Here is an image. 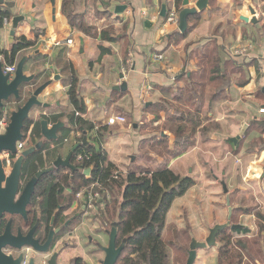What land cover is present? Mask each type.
I'll return each instance as SVG.
<instances>
[{
	"label": "crops",
	"instance_id": "1",
	"mask_svg": "<svg viewBox=\"0 0 264 264\" xmlns=\"http://www.w3.org/2000/svg\"><path fill=\"white\" fill-rule=\"evenodd\" d=\"M53 1H55L54 5ZM196 1L191 0L192 5ZM238 2L240 8H245L246 12L240 14L238 17L239 21H234L231 24L240 25L241 27L238 33L235 32L236 34L231 44L238 42H240V45L242 44V36L240 35L242 32L244 33V43L246 36L251 38L252 41L247 45L249 49L244 47L247 49V53L241 58L232 60L229 57L224 58L221 54L223 61H232L233 63L229 72L231 75L230 85L224 92L225 99L215 106L214 111H209L207 104L201 116L203 125L213 121L219 123L221 127L207 135L197 134L194 136L191 140V144H194L192 150L172 160L170 168H172L171 165L175 161L185 159L189 155L194 154L193 152L197 148L199 149V145L193 143L194 140L201 144V148L206 145L211 148L208 151L214 152L213 143L221 144L237 138L245 125L250 127L252 121L256 119L259 121L264 120L258 115L260 110L264 109V52L253 47V41L255 40H257L258 44H261L259 33L264 31V23L259 19V11L252 0H211L210 9L198 13L201 17L200 22H196L193 18L189 20L188 27L190 28L194 25L195 28L185 40L179 43L175 42L176 36L181 34L179 27L166 23L169 13L176 9L175 0H100L96 5L97 10L102 14L110 15L119 39L116 43L102 41L100 34L106 28L104 25L105 21L96 25L98 31L96 38L88 37L80 31L70 29L69 21L62 11V0H0L2 5L1 12L9 11L13 18L16 16L24 17V21L20 23L17 29L14 44L16 38L23 36L35 42L34 47L21 52L16 60V63H18L21 59L28 58L26 63L28 72L25 74L27 76L34 75L35 80L32 83H36L30 85V88L33 89L34 86L38 85L40 87L52 80L54 67L57 68L62 77L60 82H56L59 84L58 87L53 86V81L51 85L53 87L51 88L50 86L40 98L42 103L51 105L50 108L36 109L31 114L32 119L37 121L41 115L53 117L61 114L72 115L74 112L77 115L78 112H76V108L69 97L72 77L74 75L77 76L79 92L84 98L87 107V112L82 114V117L87 122L95 124V126L101 125L102 134L105 135L102 148L107 152L109 160L119 168L124 167L128 158L141 151L139 145L144 140H147L148 137L150 139L155 137V135L149 136L148 134L140 133L139 124L142 117L146 115V112H143L144 107L146 110L162 99V94L158 88H184L185 82L181 79V76L184 73L190 76L192 73L198 72V63L200 61L198 54L216 46L221 47L222 51L221 34H215L214 40L204 38L203 41L197 43L195 42L196 40H193V37L199 32V25H222L219 22L233 14L234 6ZM118 6H126L127 9L123 14L117 15L116 8ZM163 6H166L167 9L165 18L161 17ZM249 6L256 11V24L245 23L241 20V17L253 19ZM55 9L56 13L54 14ZM219 10L222 11L219 12ZM212 15H215V17H212ZM13 18L10 19V26H12ZM10 26L3 31L2 47L4 48L3 50L7 51L12 48L9 44ZM253 32L254 34H252ZM70 38L73 40L71 47L67 44ZM55 42H62V45L55 46ZM99 44L113 51V54L103 58L102 62H97L100 57ZM37 55L42 56L40 62L43 65L42 72L35 59ZM158 55H162L163 58L160 60L155 59ZM242 70L243 73L248 70L252 78H249L248 81L233 83L232 78ZM233 71L234 74H232ZM65 72H67L66 74L70 80L68 81L67 79L66 85H63L61 82L64 80ZM40 75L41 78H39ZM38 78L40 81H38ZM178 79L182 81L178 82ZM123 85H126L124 89L122 88ZM116 87H121V91H117ZM234 94L240 96L249 95L250 100H240L241 107L238 108L227 107L229 111H234V116L231 117L232 121L229 120V122L223 123L219 109L222 108L221 106L224 102L232 104V96ZM244 101L248 103L244 104ZM257 104L260 106L259 110H257ZM205 115L207 117H204ZM112 116L124 117L127 122L124 124L118 123L114 127L108 126L107 120ZM162 117L163 119L165 118L164 113ZM150 118L152 121L154 116L152 115ZM207 118L208 120H205ZM60 121L66 127L59 132V139L64 136L65 129L74 128V126H71L72 124L68 117ZM51 124H54L52 120ZM155 125H159V123ZM231 127L234 128L236 134L232 133ZM168 134L172 137L169 147L174 149L175 138L168 132L166 136ZM80 136L81 133L78 132L72 134L67 139L68 144L64 145L63 149L60 150L61 155L66 156L77 145L76 143ZM85 138H87L88 143L91 142V134L84 133L83 139ZM40 141L43 140L41 139ZM187 145L188 143L186 147ZM135 163L131 162L132 166ZM245 168L249 171L251 170L250 165ZM69 192L70 190H66L63 194L61 206L66 208L70 205L68 208L70 213L75 210L77 203ZM72 198L74 201L71 203L70 200ZM80 201L84 203L83 200ZM170 214L171 211L169 216ZM244 227L250 228L248 226Z\"/></svg>",
	"mask_w": 264,
	"mask_h": 264
},
{
	"label": "trees",
	"instance_id": "2",
	"mask_svg": "<svg viewBox=\"0 0 264 264\" xmlns=\"http://www.w3.org/2000/svg\"><path fill=\"white\" fill-rule=\"evenodd\" d=\"M99 1L62 0V11L69 21L70 29L80 31L92 38H96L98 34L96 25L101 22L102 18L104 19V16L108 17L104 23L106 28L102 30L100 37L104 42L116 43L119 39L113 26L114 22L110 19V15L102 14L97 10L96 5ZM175 3L177 11L180 12L183 0H175ZM4 17L12 19L13 15L9 11H4L0 13V21ZM191 18L196 22H200L201 19L198 14ZM194 28L195 26L192 25L188 27L186 33L177 35L175 42L185 40ZM34 46V41L23 36L16 38L10 51L0 50V53L6 65H13L21 52ZM98 48L100 57L97 62H102L103 58L113 54L111 49L102 44H99ZM198 56L200 58L198 72L190 76L184 73L181 76L185 82L184 88H158L162 99L146 109L148 113L155 116L153 124L163 125V133L160 132L159 138L152 137L150 140H144L141 149H150L153 152L156 145L158 146L161 151L157 155L165 157L161 168L158 169L141 167L133 170L132 167L123 173L109 160L107 152L102 148L104 135L101 132V125L95 126L82 117V114H86L87 107L79 92V80L74 75L69 97L80 116L74 112L72 115L61 114L48 118L55 123L68 117L74 128L65 129L62 138L54 142H45L40 151L27 158L23 176L25 174L27 179H31L39 171L50 168L56 157L60 155L61 143L76 132L81 133L76 144L83 143L84 133L91 134V142L82 144L78 148L73 156V164L80 171L91 169L92 172L90 177L86 178L81 172L72 173L69 170L60 169L42 177L36 189L33 209L39 212L44 220L49 221L57 215L61 216V221L64 222L66 219L64 210H60L59 213L57 211L66 190L71 189L73 197L84 189L93 193L99 192L103 198V202L98 204L103 224L110 227L115 226L118 241H126L125 250L128 252L119 259V264H170L167 249L169 245L165 243V236L169 229L168 216L175 201L184 197L195 186L196 181L192 176H181L176 173L169 164L186 153V144L191 143L194 136L207 135L221 127L219 123L213 121L203 125L201 116L207 104L209 111L213 112L215 106L225 99L224 92L231 81L229 70L233 63L222 60L221 47H213ZM182 80L178 79V82ZM163 113L165 114L164 119ZM257 126H259L258 136L264 145V120L257 119L250 123L249 130L237 144H234L232 139L225 143L237 152V149L242 147L243 141L249 139L251 129ZM167 132L175 137L174 149L169 147L168 137L164 134ZM24 134L25 138L29 137L30 143L35 146L42 139L40 124L28 120ZM79 155L82 156L81 160H78ZM151 163L155 164L157 160ZM117 195L121 197L120 201L116 199ZM73 201L72 198L70 202ZM227 230L217 235V242L221 245L218 249V264H257L258 258L263 260V244L261 241L249 239L253 236L250 228L243 227L234 231L230 229V235ZM234 233L244 237L245 240L235 244L233 242ZM255 247H259L258 254L255 253ZM75 262L84 263L80 258Z\"/></svg>",
	"mask_w": 264,
	"mask_h": 264
},
{
	"label": "rangeland",
	"instance_id": "3",
	"mask_svg": "<svg viewBox=\"0 0 264 264\" xmlns=\"http://www.w3.org/2000/svg\"><path fill=\"white\" fill-rule=\"evenodd\" d=\"M252 1L259 11V19L264 23V0ZM234 7L233 14H230L219 22L222 23V25H199V32L193 37V40H196L195 42L197 43L203 41L204 38L214 40L213 37L215 34H221L223 43L221 54L224 58L229 57L232 60L235 58H241L240 55H236L237 51L243 50L246 55L247 49H249L247 45L252 41L251 38L246 36L244 43V33L242 32L240 34L242 36V44L240 45V42H238L239 44H231L235 34L238 33L241 28L240 25L231 24H233L234 21H239L238 17L240 14L246 12L245 8H240L239 2L238 4L236 3ZM220 11L222 10H219V12ZM212 17H215V15H212ZM107 19L108 17L104 16V19L102 18L101 22L107 21ZM10 27L12 28V26ZM263 32L259 33L261 44H258L257 40H255L253 41V47L264 52ZM252 34H254V32ZM244 47H247V49ZM3 49L4 48L1 47L0 50L4 51ZM35 59L42 72L43 65L40 64L42 56L37 55L35 56ZM230 71L231 69L229 72ZM24 72H28L27 66L25 67ZM34 72H36V70H34ZM241 72V74L239 73L232 78L233 83L248 81L249 78H252L248 70H245L244 73L243 70ZM66 73L67 72L64 73V80L61 82L63 85H66L67 83L68 76ZM41 75L39 78H41ZM39 78L38 81H40ZM69 80L70 78L68 81ZM54 85L56 87L59 86L56 82L53 83V86ZM38 86H34L32 90L35 91ZM53 86H51V88ZM232 98V104L224 102L225 104L223 103L221 106L222 108L219 109V113L223 118V123L229 122V120L232 121L231 117L234 116V111H229L227 107L238 108L241 107L240 100H250L249 95L240 96L234 94ZM245 103L248 102L244 101V104ZM256 106L257 110H259L260 106L258 104ZM143 112H146V115L142 117L139 124L140 133H143L144 135L148 134L149 136L155 135L156 138H159L163 125L153 124L152 121L155 119V116L153 115L154 119L151 121L150 117H152V114L148 113L147 110H145V107ZM258 115L261 119H264V114L259 112ZM204 117L207 116L205 115ZM205 120H208V118ZM231 129L232 133L236 134L234 128L231 127ZM258 129L259 126L255 127L253 130L251 129L249 139L246 143L243 141L242 147L238 148L237 152H234V150L230 148V145L225 143H213L212 147H214L215 151L211 152L208 151V149L211 148L206 145L201 148V144L194 140L193 143H197L200 150L197 148L196 151L193 152L194 154L189 155L185 159L177 160L171 165L172 169L181 176H192V178L195 179L196 184L184 197L176 200L171 209V214L168 220L169 229L166 233L167 236H165V243L169 245L167 249L170 256V264H187L189 257L188 252L190 250L192 239H196L199 242H205L209 235V228L213 227L215 224H223L227 222L229 211L226 205V194L223 191L221 181L226 182L229 190L231 206L234 208L231 220L232 224L250 227L253 236L249 239L252 241H261L264 252V224H262L264 221V145H262L260 141L261 138L258 136ZM101 132L103 133V131ZM164 134L166 135L167 133ZM168 135L167 137L170 142L172 137ZM148 139L150 140V137H148ZM142 146L141 143L139 145L140 149H142ZM193 146L194 144L188 143L187 151H191ZM160 151L161 150H159L156 145V149L153 152L150 149H143L137 154L133 153L134 161L132 158L133 156L128 158L124 167L120 168V170L123 173H126L132 167L133 170H138L141 167L155 169L161 168L165 157H159L157 155ZM154 160H157V163L152 164L151 162ZM131 162L136 163L132 166ZM247 165L251 166L250 171L245 168ZM85 177L87 178V176ZM88 192L89 190L84 189L79 193L82 194L83 197H87ZM69 193H71V190ZM69 193H67V195H69ZM100 196L102 197V194H100ZM74 199L77 203V207L72 211L71 215H78L82 212L81 207L83 205L80 200L84 199L79 198L78 194ZM116 199L120 201L121 197L117 195ZM99 213H101L99 209H88L84 213L86 215L83 219L82 227L78 231H74L73 235H70L69 231L67 232L64 240L60 242L56 249V251L59 252L58 264H73L78 258H82L85 264H102L105 260V254L101 247H108L109 236L105 232L111 231V228L110 226H105L106 229H103ZM97 228L99 229V233H97ZM174 232H176V234ZM227 233L230 235L231 230L228 229ZM89 237L94 239L92 245L89 242ZM244 240V237L235 233L233 234V242L235 244ZM119 242H121V240ZM220 246L218 248L199 249L197 251L195 264H218V249ZM258 249L259 247H255L256 254L259 253ZM92 251L96 252L92 253ZM127 252L128 251L125 250L122 257ZM25 253L35 260L36 264H48V260L52 255V252L35 253L32 250H25ZM257 264H264V257L263 260L262 258H258Z\"/></svg>",
	"mask_w": 264,
	"mask_h": 264
},
{
	"label": "water",
	"instance_id": "4",
	"mask_svg": "<svg viewBox=\"0 0 264 264\" xmlns=\"http://www.w3.org/2000/svg\"><path fill=\"white\" fill-rule=\"evenodd\" d=\"M211 0H197L194 5H192L191 0H183L182 9L179 12V31L184 34L188 30L189 19L198 13H202L206 10L210 9ZM55 1H53V5ZM1 4H0V12H1ZM10 7V6H9ZM250 7L251 15L253 19H249L248 17H241V20L245 23L251 22L252 24H256V11ZM126 6H118L116 8V14L121 15L126 11ZM56 13V9L54 10V14ZM167 14L166 6L162 7L161 17L165 18ZM24 21V17L16 16L12 20V29L9 36V44L13 47L14 38L16 36L17 29L21 22ZM28 58L25 57L18 62L17 70L14 75L5 74L4 73V65L0 62V118L2 112L6 109L5 103H10V105L15 102L18 104L16 110L11 111L10 124L7 127L6 133L0 134V220L3 218L5 214L9 215H22L26 216L28 214V206L32 202L33 196L36 194V189L39 185L42 177L54 173L56 170L60 168H68L71 171L75 172L76 169L72 165L71 161L78 150V148L82 144H88L87 138L84 139L82 144L75 145L66 159L59 157L53 167L39 171L36 175L27 182L24 189L21 191V185L23 181V164L24 160L34 154L37 151H40L45 142H54L59 140V132L63 130L66 125L62 121H58L54 124H51L50 119L47 115H41V117L35 121L32 119L31 114L38 108L48 109L51 105L44 104L40 100L41 96L46 92V90L52 85L54 82H60L62 77L57 70L56 67L53 68L54 77L52 80L44 83L40 87H38L35 91L30 89V84L35 80V76H27L24 72L26 63ZM126 85H123L124 89ZM117 91H121V87H116ZM264 92V90H263ZM28 120H32L33 122H38L40 124L41 136L42 140L37 144L35 148L29 149L20 156L14 167L13 171L6 175L4 171L3 162L1 160V154L3 152H11L13 155L17 154V144L22 142L25 139V125ZM248 125H245L240 136L232 139L234 144H237L239 139L244 136L248 129ZM134 161V158H133ZM91 170L88 169L84 172L85 176L91 175ZM221 185L223 187V191L226 194V205L228 207L229 215L228 220L224 224H217L213 228L209 230V236L206 238L205 242H199L196 239H192L189 250V257L187 260V264H195L197 259V251L199 249H207L219 247L220 244L217 242V235L219 232L224 231L226 229H231L232 231L243 228L242 225H233L232 215H233V207L231 206L229 190L227 188L226 182L221 181ZM13 239L10 231L8 230L6 234L0 236V264H21L23 257L15 258L13 256L7 255L3 252V249L7 246H12L15 249L21 250L24 245H30L34 247L39 252H46V248H39L37 246L38 242L30 239L29 241H24L21 244L11 242ZM117 240H118V232L116 228H113L110 233V242L109 247L105 249L106 257L103 264H117L123 251L125 250L124 246L117 248ZM57 254H55L50 264H57ZM31 264H34L32 262Z\"/></svg>",
	"mask_w": 264,
	"mask_h": 264
},
{
	"label": "flooded vegetation",
	"instance_id": "5",
	"mask_svg": "<svg viewBox=\"0 0 264 264\" xmlns=\"http://www.w3.org/2000/svg\"><path fill=\"white\" fill-rule=\"evenodd\" d=\"M1 62L3 63V65H5L4 58H3V60ZM5 105H6V109L5 110L9 111V108H10L9 113L11 111H13L14 109H17V107H18V104H16L15 102H13L12 105H10V103H5ZM3 112H2V115H3ZM2 115H1V117H2ZM9 124H10V122H9ZM1 135H3V134H1ZM22 142L25 143V146H24L23 150L21 151L20 156H22L25 151H27L29 149H32V148H35L37 146V144L40 143L41 141H39L34 146V145H32L30 143V138L27 137ZM44 143H45V141H44ZM66 144H68L67 139L63 143H61L62 148H60V149H63V146L66 145ZM80 144H82V143H80ZM69 153L66 156H63L60 153V155H58L56 157V159L54 160V162H53L51 167H53L55 161L59 157H62L63 159H66L67 156L69 155ZM2 154H1V157H2ZM34 154L28 156L27 158L33 156ZM27 158L24 160L23 169H22L23 172H24V168H25V165H26ZM17 159L15 160V163H16ZM71 163L74 166L73 158H72ZM3 166H4V163H3ZM74 168L76 169L75 166H74ZM60 169H66V170H69L70 172L74 173L73 171H71L68 168H60ZM4 171H5V168H4ZM85 171L86 170L80 171V170L76 169L75 172H81L84 175ZM89 177L90 176H87V178H89ZM31 179H27L25 174H24L22 185H21V191L24 189V187L27 184V182L30 181ZM71 194H72V191H71ZM35 195L32 198L31 204L27 208L28 209V214L26 216L9 215V214H5L3 216V218L0 220V236H3L4 234H6V232L9 230L11 235H12V237H13L11 242L17 243V244H21L24 241H29L30 239H33L34 241L38 242L37 246L39 248H46L47 251L46 252H39L34 247H32L30 245H24L21 250L15 249L12 246H7L6 248L3 249V252L6 253L7 255L15 257V258L23 257L21 264H23L25 261H27V264H31L32 262H34V264H36L35 260L30 258L28 256V254L25 253V250H28V251L32 250L35 253H51L52 252V255L50 256V258L48 260V264H50L51 259H52V257L55 254H57L56 262L58 264L59 252L56 251L57 246L60 244L61 241L64 240V238H65V236H66L68 231H69L70 235H73L74 231L76 232L82 227L83 219H84V217L86 215V214H84L85 211H87L88 209H97L98 210L99 209V205L98 204L103 202V198L98 199L94 204H91V205L87 204L86 199L83 198L85 201L83 200L84 203H83V205L81 207L82 212L80 214H78V215H71L72 212L69 213L68 208L66 209V208H63V206L59 205L57 212L59 213V211L63 209L64 210V216L66 217L65 221L62 222L61 221V219H62L61 216L55 215V216H53L51 218V220L47 221V220L43 219V217L40 215L39 212H37L34 209L32 210V208H33L32 205H33V201H34ZM99 211H100V209H99ZM62 216H63V214H62ZM94 218H96V217H94ZM99 218L101 219L102 227L104 229L105 225L103 224L102 214L101 213H99ZM110 228H111V231H112V229L116 228V227L112 226ZM111 231H106L105 232L109 236V242H110V233H111ZM97 233H99V229L98 228H97ZM93 241H94V239L92 237H89V242H90L91 245L94 243ZM125 242H126L125 240L122 241V242H119L117 240V248H119L121 246L125 247L126 246ZM108 247H109V244H108ZM108 247H101L103 253L105 254V257H106L105 249L108 248ZM214 248H217V247H214ZM93 252H96V251H92V253ZM123 253H124V251H123ZM188 256H189V252H188ZM121 257H122V255H121ZM80 259H82V258H80ZM103 262H102V264H103ZM73 264H77V263L74 262ZM83 264H85V262ZM117 264H119V261H118Z\"/></svg>",
	"mask_w": 264,
	"mask_h": 264
},
{
	"label": "built area",
	"instance_id": "6",
	"mask_svg": "<svg viewBox=\"0 0 264 264\" xmlns=\"http://www.w3.org/2000/svg\"><path fill=\"white\" fill-rule=\"evenodd\" d=\"M166 23L167 24H173L175 26H179V12L177 11V9L171 11V13H169V15L166 18ZM11 24V20L7 17H4L2 19V21H0V49L2 47V41H3V31L5 28L9 27ZM67 44L71 47L73 45V40L70 38L67 41ZM55 46H61L62 42H55L54 43ZM236 55H240L241 57L244 56V51H237ZM3 55L0 53V62L3 60ZM162 55H158L155 57V59L160 60L162 59ZM17 65L18 63H15L13 65H4V73L5 74H11L14 75L16 70H17ZM10 111V108H9ZM8 110H5L3 112L2 117L0 118V134H5L7 127L9 126V122H10V117H11V112L9 113ZM260 113H264V109L260 110ZM78 116H80L79 113H77ZM118 123L124 124L126 123V119L124 117H109L107 120V125L108 126H115ZM25 146L24 142H20L17 144V154L13 155L11 152H3L2 154V161L4 163V168H5V172L6 175H9L12 171H13V167L15 164V160L20 156L21 151L23 150ZM82 156L79 155L78 156V160H81ZM87 198L83 197L82 194H78L79 198H84L86 199L87 204L91 205L94 204L98 199H101L102 197L100 196L99 192H95L93 193L92 191H89L87 193ZM23 264H27V261H25Z\"/></svg>",
	"mask_w": 264,
	"mask_h": 264
}]
</instances>
